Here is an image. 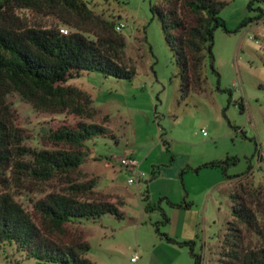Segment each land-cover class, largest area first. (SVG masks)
I'll return each mask as SVG.
<instances>
[{"label":"rangeland","instance_id":"obj_1","mask_svg":"<svg viewBox=\"0 0 264 264\" xmlns=\"http://www.w3.org/2000/svg\"><path fill=\"white\" fill-rule=\"evenodd\" d=\"M86 1L96 14L124 25L121 32L136 75L127 81L85 72L69 81L91 95L99 111L91 121L113 132L86 142V158L72 177L96 184L87 196L91 200L124 199L122 218L81 219L68 225L70 231L82 232L90 246L86 257L94 264H193L189 248L168 242L163 234L193 241L194 252L216 264V237L231 216L228 192L236 185L235 176L264 188V0H224L219 15L228 31L215 29L212 59L206 55L202 66L204 89H192L185 98H180L178 70L160 21L151 11L163 0ZM21 13L30 22L57 23L51 16ZM7 102L29 146H48V128L78 120L35 111L15 94ZM126 151L145 173L139 189L128 182L135 175L118 164ZM211 161L220 165L203 166ZM174 176L182 191L178 202L158 194L160 184ZM61 184L54 179L17 198L29 210L30 198ZM146 192L148 199H141ZM147 203L153 208L148 212ZM162 211L169 218L165 224ZM19 255L14 243H0V264H17Z\"/></svg>","mask_w":264,"mask_h":264},{"label":"trees","instance_id":"obj_2","mask_svg":"<svg viewBox=\"0 0 264 264\" xmlns=\"http://www.w3.org/2000/svg\"><path fill=\"white\" fill-rule=\"evenodd\" d=\"M224 4V0H163L151 7L178 70L180 98L192 89H204L202 66L206 55L212 59L214 31L217 27L228 31L219 15ZM25 10L51 16L57 23L30 22L21 13ZM119 24L96 14L86 0H0V243H14L25 260L94 264L86 257L90 246L82 232L72 234L68 225L105 214L123 217V200H91L87 196L96 184L72 177L86 158V142L113 132L91 121L99 113L91 95L69 83L85 72L133 80L136 69ZM62 26L69 28L66 34ZM11 94L35 111L78 120L48 128V146H29L28 136L14 123L7 102ZM261 160L264 164V155ZM235 178L236 185L228 192L231 216L216 237V264H264V188L241 182L239 175ZM54 179L62 184L40 198H30L29 210L19 202L18 196L34 193ZM151 209L149 203L144 206L146 212ZM161 216L162 224L169 221L164 211ZM163 236L188 247L193 264L201 263L193 241Z\"/></svg>","mask_w":264,"mask_h":264},{"label":"crops","instance_id":"obj_3","mask_svg":"<svg viewBox=\"0 0 264 264\" xmlns=\"http://www.w3.org/2000/svg\"><path fill=\"white\" fill-rule=\"evenodd\" d=\"M124 154L133 156V153H129L128 151L124 152ZM134 157V156H133ZM141 165V164H140ZM199 174V170L196 171ZM178 176V174H177ZM183 184L186 188V193L187 195H189V188L187 186V183L185 181V177H183ZM177 178L174 176L171 179L165 180V182H162L160 184V187L158 189V194L161 197L167 198V200L172 201V202H178V200L180 199L181 195H182V191L179 189V186L177 185ZM185 182V183H184ZM117 186V185H116ZM138 186V185H137ZM119 187V186H118ZM140 187L138 186V189ZM208 188V187H207ZM206 189V188H205ZM144 195H147V197H149V194L146 192L144 194H142V197ZM142 199V198H141ZM123 202L124 199L122 198ZM176 200V201H175ZM179 215V214H178ZM138 225V224H137ZM17 264H38L36 262H30L29 260H24L21 255H19V258L16 260ZM5 264H9V263H5Z\"/></svg>","mask_w":264,"mask_h":264},{"label":"built area","instance_id":"obj_4","mask_svg":"<svg viewBox=\"0 0 264 264\" xmlns=\"http://www.w3.org/2000/svg\"><path fill=\"white\" fill-rule=\"evenodd\" d=\"M262 10L264 12V4L262 5ZM123 27V24H119L117 26L118 29ZM62 33H67V29L62 27L61 28ZM203 133L205 134V131L203 130ZM118 164L121 168L133 173L135 175V178H129L128 182L130 184L136 183L139 186V183L141 182L142 178L145 176V173L139 170V162L138 160L130 155L124 154L118 159ZM135 258H132L131 261H134ZM200 264H207L203 257L201 258Z\"/></svg>","mask_w":264,"mask_h":264}]
</instances>
